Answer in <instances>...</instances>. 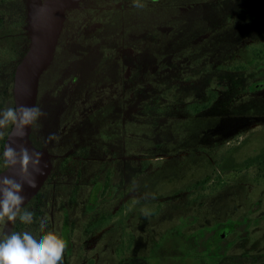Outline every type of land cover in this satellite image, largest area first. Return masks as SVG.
<instances>
[{
  "label": "rangeland",
  "instance_id": "obj_1",
  "mask_svg": "<svg viewBox=\"0 0 264 264\" xmlns=\"http://www.w3.org/2000/svg\"><path fill=\"white\" fill-rule=\"evenodd\" d=\"M18 1L9 4L20 3L34 40L55 28L37 81L36 106L45 116L24 144L42 153L49 172L27 207L36 205L40 216L32 224H0V239L12 231L37 239L55 231L66 241L63 264H148L153 243L170 237L181 219L190 218L184 229L192 232L252 207L257 238L244 245L264 261L257 217L264 215V87L244 91L264 81V0H139L140 8L135 0ZM174 66L191 71V80H164ZM233 75L239 85L229 79L220 89L218 82ZM156 78L159 93L179 86L208 106L166 93L148 103ZM85 88L94 98L87 108L77 100ZM106 171L115 173L110 183ZM236 256L221 264H255V255Z\"/></svg>",
  "mask_w": 264,
  "mask_h": 264
},
{
  "label": "clouds",
  "instance_id": "obj_2",
  "mask_svg": "<svg viewBox=\"0 0 264 264\" xmlns=\"http://www.w3.org/2000/svg\"><path fill=\"white\" fill-rule=\"evenodd\" d=\"M135 7L143 5L135 0ZM43 116L45 113L38 106L19 105L0 110V138L9 128L10 139L14 138L3 151V161L9 169L17 170L14 176L0 175V224L14 223L17 219L24 224L34 222L33 212L23 208L24 186L34 188L37 175L43 174L46 165L42 163V153L16 141L22 140L30 127H39ZM53 138L49 136V140ZM46 224V219H40L41 232ZM65 248L66 241L55 231H47L39 239L28 231H12L0 239V264H63Z\"/></svg>",
  "mask_w": 264,
  "mask_h": 264
},
{
  "label": "trees",
  "instance_id": "obj_3",
  "mask_svg": "<svg viewBox=\"0 0 264 264\" xmlns=\"http://www.w3.org/2000/svg\"><path fill=\"white\" fill-rule=\"evenodd\" d=\"M2 2H3L1 5L2 9H0V110H3L7 107H16V100H15L16 72H17L18 67L26 60V57L32 52L33 42H34L33 35L25 27V15L22 12L23 8L20 7V3L17 9H14L9 4L10 2L16 3L19 1L18 0H2ZM262 38H264V30L262 33ZM259 52L260 50H258L255 54L254 49H253V53L255 55L257 56L261 55ZM213 53H211V55H213ZM259 57L260 58L263 57V60H264V55L259 56ZM260 58H257V59H260ZM257 59H255L254 61H257ZM181 63H178V65H181ZM177 66H174L170 69L166 68V71L169 70L170 73L169 71L163 72L165 73L163 74L164 80L170 81V78L172 77L170 76L171 74H174L173 76L177 80H180V78L191 80L192 78L191 71L188 73V75H186L182 73L179 70V67ZM155 69L157 68L155 67L151 68L150 72L148 73L153 74V71L155 72ZM78 77L79 76L75 77L76 78L75 80L71 79L70 84L72 83L71 85H77ZM159 78L155 79V80H158L156 81L155 84L153 82L149 84L152 86L154 85L152 88L153 90H155V92H153L154 94L151 92L150 96H152L153 98H150L148 100V103L151 102L152 99L155 100L157 103L160 102V97L165 93L167 97L168 95L171 97L174 96L173 99L176 98V101H177V98L178 99L183 98V100L186 99L185 102H187V99H188L187 96L189 94L188 93L189 91H187V89H184V88L180 89L179 86H173L175 88H169L167 86L165 92L159 93L158 87L161 85V82H159L160 80ZM218 83L221 85L222 81H219ZM179 85L181 86V84ZM142 86H143V82H142ZM132 87H134L133 89L134 92L132 91L130 93V99L131 98L133 99V97L137 95V92H138L137 90L140 89L141 85L136 84V85H132ZM183 87H186V86H183ZM177 88H179V90L178 92L175 93V91H177ZM84 90L86 91L83 92L82 90L81 92H78L77 100H78V104H82L84 108H87V106L90 103L94 102V98L92 96V92L90 88H85ZM87 101H88V104H85ZM179 102H181V100ZM189 102L191 103L194 102L192 103L194 104V107L197 104H203V106L205 107L208 106L209 104V102L198 103L197 101L194 100V98L190 99ZM142 103H144V100H142ZM33 132L34 130L31 131L30 135H34ZM10 133H11V128H9L8 132H6L3 138H0V174H4L5 171L8 169V167L5 166L4 161H3V151L7 145ZM144 166L145 167L143 169L148 168L146 167V165ZM114 175H115L114 171L113 173L111 171L105 172L107 183H110V181H113L112 177ZM102 178L100 179L98 178V180L100 181ZM205 180H206L205 178L199 179L197 180V183H202ZM94 181L99 182L97 181V179H94ZM39 193L35 195L34 197H32L28 202H31L35 200L36 198H38ZM189 223H191L190 218L181 219L180 225H177V227H174L172 228V230L170 229L167 231L166 234L170 235V237H167L165 239L164 237H162L164 241H162V238H161L157 240L156 242H154L153 245L151 246V252H150L151 255L148 258V264H183V263H186V258L185 259L181 258V255L183 256L189 255V252L193 251L194 247L195 248L198 247V245L196 244V240H197L196 236H194L193 234L187 233L188 231L184 229V227L189 225ZM206 229L207 227H201L192 232H202ZM174 231H177V232L181 231L182 233L185 234L183 239L178 238L179 240L178 246L183 249V251L182 252L179 251L178 254H175L174 251L172 250L177 240V237H175V235L170 234V233H173ZM194 255L196 256L195 252H194Z\"/></svg>",
  "mask_w": 264,
  "mask_h": 264
},
{
  "label": "flooded vegetation",
  "instance_id": "obj_4",
  "mask_svg": "<svg viewBox=\"0 0 264 264\" xmlns=\"http://www.w3.org/2000/svg\"><path fill=\"white\" fill-rule=\"evenodd\" d=\"M128 2L127 3L122 2L123 6L125 4H128ZM63 5H66V2L62 3V5H60L58 8L59 9L64 8ZM234 78L236 79L237 85H239L238 83L239 79L235 75H233V76H230L229 78H225V81L222 80V83H221L222 87L220 89L224 90L225 87H229L228 86L229 82H227L226 80L234 79ZM258 83L259 82L250 83L247 86V88L245 89L243 88V89L244 91H247V90L252 91V90H255L256 88L264 87V85L258 86ZM32 130H33V127H32ZM263 162H264V159L260 162V166L262 168H264ZM39 192H40V189L35 195H37ZM259 201L257 203L254 202L256 205L253 206V210H255L256 208L258 209ZM31 202H28L26 203V205H23V208L27 210V207L29 206V204H31ZM35 203H37L38 205V201H36ZM35 208H37L36 205L32 209V212L34 216L38 217L40 216V211L36 210L35 212L34 211ZM252 214L253 212H252V207H251V209L249 208L248 212H245L244 214H239L237 217L221 220L219 222H216V224L209 225L207 226V229L202 232H187L189 234H193L194 236H196V239H197L196 244L198 245V247L193 248V252L196 253L195 257H197V260H196L197 263L196 261H194V259L189 260L186 258V263H183V264H199V262H201V260H204V259H206L207 262L209 261L212 262V264H221V262L223 260L225 261L229 255L231 256L232 255H237V256L243 255V257L245 255H255V257H253V259H255L254 260L255 264H264V261L261 258L259 259V256L257 254L259 252L258 250L257 252H254V251L250 252V249L252 250V248L244 245L246 241L251 240L252 242V239L254 240L255 238H257L254 235L255 234L254 229L256 228V224L253 222V219L255 216H253ZM257 217L260 223L264 222V215H260ZM22 225H24V223ZM38 232L39 231H36L34 234H37ZM178 245H179V240L177 239L175 242V246L172 248L175 254H178L179 252V250L176 251V249L178 248L182 249ZM65 251H66V248H65ZM65 251H64L63 261H65Z\"/></svg>",
  "mask_w": 264,
  "mask_h": 264
},
{
  "label": "water",
  "instance_id": "obj_5",
  "mask_svg": "<svg viewBox=\"0 0 264 264\" xmlns=\"http://www.w3.org/2000/svg\"><path fill=\"white\" fill-rule=\"evenodd\" d=\"M54 29V27H51L47 30L43 29L39 32L33 42L31 60L26 64L22 63L17 69L15 77L16 107L19 105L36 106L37 81L39 73H41L42 69L45 67L53 50L55 37ZM261 85H264V81L258 83V86ZM31 130L32 127L27 130V134L24 138L20 141H16V143L24 146L27 138L30 136ZM13 140L14 138L10 139L9 136L7 144L12 143ZM48 172L49 169L44 167L43 174L37 175L36 177V186L34 188L28 187L27 185L24 186L23 195L25 196V201L23 205H25L39 191L43 181L48 175ZM16 173V169L8 168L4 175L14 176ZM16 178L19 179L18 176H16Z\"/></svg>",
  "mask_w": 264,
  "mask_h": 264
}]
</instances>
